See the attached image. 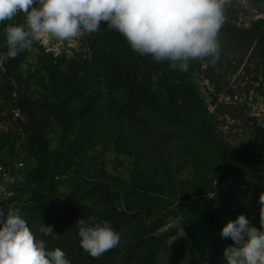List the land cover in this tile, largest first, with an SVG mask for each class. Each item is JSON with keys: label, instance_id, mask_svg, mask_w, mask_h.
<instances>
[{"label": "rangeland", "instance_id": "374dc122", "mask_svg": "<svg viewBox=\"0 0 264 264\" xmlns=\"http://www.w3.org/2000/svg\"><path fill=\"white\" fill-rule=\"evenodd\" d=\"M225 16L218 63L193 62L187 72L97 33L37 41V51L14 59L0 51V102L3 93L14 101L0 107V162L25 163L13 195L0 193V208H18L71 264H98L103 256L93 259L80 247L72 231L79 219L113 227L123 214L131 218L115 264H145L155 238L167 264H226L224 249L233 241L221 238L223 226L244 214L261 227L264 0H231ZM23 22L20 13L8 24ZM5 27L0 42L6 43ZM121 64L138 68L152 103L130 109L129 90L115 83ZM187 88L199 98L194 107L183 105ZM18 101L25 109L15 108ZM67 214L74 223L59 232ZM42 224L56 238L40 234Z\"/></svg>", "mask_w": 264, "mask_h": 264}, {"label": "clouds", "instance_id": "9594fccd", "mask_svg": "<svg viewBox=\"0 0 264 264\" xmlns=\"http://www.w3.org/2000/svg\"><path fill=\"white\" fill-rule=\"evenodd\" d=\"M230 4L231 0H0V23L23 13V23L4 28L8 56L13 59L21 52L37 51V41L43 45L71 41L98 32L104 22L108 30L123 36L135 54L187 72L193 62L218 63V33ZM259 204L260 229L251 226L244 214L223 226L221 238L233 241L224 249L226 264H264V192ZM76 225L80 247L93 259L120 243V234L108 221L90 225L81 218ZM38 231L45 237L55 233L44 224ZM0 264L71 262L60 247L49 249L20 210L9 205L6 212L0 208Z\"/></svg>", "mask_w": 264, "mask_h": 264}, {"label": "trees", "instance_id": "16d2710c", "mask_svg": "<svg viewBox=\"0 0 264 264\" xmlns=\"http://www.w3.org/2000/svg\"><path fill=\"white\" fill-rule=\"evenodd\" d=\"M34 6L38 7V4H35ZM23 15V13H21ZM8 22L10 21H5L3 22L4 25L7 26ZM102 27H101V32H96L97 37L103 40L104 39H112V38H117L120 40H125L122 35H120L118 32L114 30H108L107 29V24L102 22ZM1 24V23H0ZM94 33V34H96ZM7 44L3 41L0 42V51H7ZM121 75L119 78L115 79V83H120L124 87H126L127 90L130 92V109H137L139 106H143L146 104L152 103L153 100H151V97H149L148 91L145 89V86L143 84V80H141V76L138 73V68L136 69L135 67H127V65L121 64ZM5 89H8V87L5 86ZM133 97H132V96ZM184 107L189 108V107H194L198 103V96L189 88L185 89L184 91ZM1 101L0 102V107L3 106L4 109L9 103L14 104L13 99L7 94L3 93L1 96ZM23 108L25 109V106L21 104L20 101L16 102L15 108ZM4 109L0 110V122L2 121V112ZM31 114V122L33 123V126L38 129V126H40V122H38V118L36 116V113L34 111H30ZM234 118V117H233ZM234 119H241V118H234ZM256 132L261 133V128L257 127L255 128ZM248 190V188H247ZM261 192H264V188H261ZM256 195H260L257 194ZM74 211H78L77 207H74ZM128 215H121V217L117 220V222L114 224L113 228L120 234V241L122 240L123 235L126 233V222L127 219H129ZM68 221L70 224L74 223V220L72 219V216L70 214L64 215L63 220H61L60 225H59V232L63 230L64 228H68ZM73 234L77 237L78 235V230L77 228H74ZM80 239V238H79ZM120 244V243H119ZM118 247H115L114 249L106 252L102 258L99 260L98 264H115V259L117 257V252H118ZM147 257L145 260V264H167L165 262V251L163 250L160 240L155 238L151 240L148 245H147ZM138 249L133 248L128 255V261H131L135 257V253H137ZM190 264H214V261L211 259L209 260H198L193 261Z\"/></svg>", "mask_w": 264, "mask_h": 264}, {"label": "built area", "instance_id": "2783aa9c", "mask_svg": "<svg viewBox=\"0 0 264 264\" xmlns=\"http://www.w3.org/2000/svg\"><path fill=\"white\" fill-rule=\"evenodd\" d=\"M24 161L17 160L13 162H0V193L6 196H12L13 191L10 189L15 183V174L23 170Z\"/></svg>", "mask_w": 264, "mask_h": 264}]
</instances>
